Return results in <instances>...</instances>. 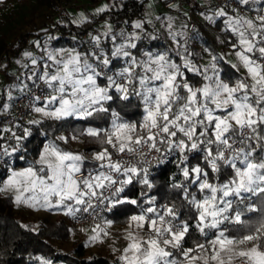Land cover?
I'll list each match as a JSON object with an SVG mask.
<instances>
[{
    "label": "snow or ice",
    "instance_id": "snow-or-ice-1",
    "mask_svg": "<svg viewBox=\"0 0 264 264\" xmlns=\"http://www.w3.org/2000/svg\"><path fill=\"white\" fill-rule=\"evenodd\" d=\"M115 6L104 4L94 15ZM200 15L210 25L219 23L227 37L217 39L235 57L229 62L235 77L222 75L228 54L205 47L210 59L199 64L189 48L188 24L177 29L168 15L155 17L172 45L163 50L144 46L160 39L147 30L152 20L132 21L131 31L118 32L105 22L103 31L88 33V41L70 50H49L46 43L34 41L42 55L23 52L28 62L16 61L24 72L6 97L15 99L14 90L27 95L28 107L41 119L29 120L27 127L19 122L0 126V194L7 193L18 208L55 209L74 219L99 217L85 246L111 235L113 221L102 212L135 205L139 212L123 230L125 246L112 247L113 254L120 253L114 264H264V0H222ZM73 23L91 20L81 13ZM84 44L86 50L80 51ZM34 89L40 94L32 95ZM133 100L142 110L139 120H127L112 107L116 101L127 106ZM102 116L107 126H95L93 121ZM70 120L87 126L54 139L41 131L43 146L28 159L26 141L33 127L45 121L62 126ZM85 137L99 145L90 160L64 147ZM173 154L182 179L173 176L171 187L181 203L158 204L149 195L154 187L150 166ZM190 155L201 162L192 165ZM134 184L146 189L136 199L126 193ZM185 208L192 214L187 218L182 216ZM249 213H258V219L251 222ZM193 228L204 241L185 247Z\"/></svg>",
    "mask_w": 264,
    "mask_h": 264
},
{
    "label": "trees",
    "instance_id": "trees-1",
    "mask_svg": "<svg viewBox=\"0 0 264 264\" xmlns=\"http://www.w3.org/2000/svg\"><path fill=\"white\" fill-rule=\"evenodd\" d=\"M47 0H41L44 2ZM51 6L57 5V0H48ZM100 1V0H95ZM167 0H163V5ZM110 4L116 5L111 8L109 11L100 14L99 16H94L91 20V23L77 25L74 24L71 19L66 21H61V17L57 16L58 19L55 21V30L59 32L55 36L52 34V37L55 39L50 40V46L52 47H76L78 42L88 41L89 38H83L84 35L88 33H97L103 31L101 28L103 25L102 21L108 20L114 31H119L122 28H128L132 21L136 20H149V4L148 0H111ZM185 8H168L175 9L177 13L170 12L167 15L176 17H181L184 21H189V12L194 10L198 13L206 12L208 9L207 5H203L199 0H185ZM181 6V5H178ZM162 13L159 16H164ZM128 21V24L124 22ZM101 24V25H100ZM159 25V26H157ZM147 30L150 33L158 34L160 39L153 42H144V46L149 49L163 50L165 47H172L171 43L166 37V33L161 29V24L158 21L153 24L147 25ZM218 28V34L213 38L208 35V33L202 28L201 25H197L195 28L198 35L193 34V31H189V37H192L189 42L190 50L195 54L197 62L201 65L204 64V60H209L210 57L207 53L204 52V48L207 47L211 49L215 54L221 55L224 54L223 50L228 49L226 43H221L220 40H227V37L220 32L219 23L216 24ZM46 35L43 34L39 38L44 40ZM51 36V34H50ZM220 37V40L217 39ZM75 38V39H74ZM33 43V42H32ZM87 48V44H84L79 50L84 51ZM14 49L8 48L0 40V53L7 51L8 54L16 56ZM12 52V53H11ZM119 67L117 63L114 65ZM222 75L224 77H235V71L230 67V63L225 61L221 65ZM194 82L198 78H193ZM31 87V82H29ZM12 103L14 100H11ZM6 103V97L0 91V105ZM112 107L118 111H121V115L127 119L136 121L141 118L142 110L139 107V102L133 100L131 104H125V102L116 101L112 103ZM2 109V108H0ZM7 114L0 115V126H4L5 119ZM93 124L98 127H106L107 121L103 116L95 121ZM25 127L28 126V122L24 123ZM87 126L85 121H76L70 120L64 123L62 126L57 125L53 121H45L43 125L35 126L32 128V136L29 138L27 143L28 159L34 158L39 150L43 146L45 137L41 135V131H47L49 139H54L58 135H70L74 131H77L83 127ZM19 134V131H18ZM83 144L80 150H75L74 152H79L92 155V152L99 149V145L92 141L90 138H82ZM68 150H71V147L64 145ZM73 152V151H72ZM190 162L192 165L200 163L199 157L193 158L192 155L189 156ZM90 160V159H88ZM178 156H173L169 161H165L163 164L152 165L150 166V179L152 180L154 187L149 191V195L155 197L158 204L169 203L175 200L177 203H181L179 193L177 190L171 187L172 177H179L178 169ZM17 166H23V162L17 160ZM86 167H91L90 164L86 162ZM223 178V177H222ZM194 190V189H193ZM146 191L142 185L134 184L126 188V193L129 198H139L140 193ZM123 195V194H122ZM15 205L9 199L8 194H0V264H37L35 257H43L53 261V264H114V260L103 254L98 253H87L85 241L76 240L74 246L70 251H63L60 247L57 246L55 240L57 239H67L70 236L71 225L64 219L60 218L58 221L50 222L46 219H40L37 222L25 221L23 218L19 217L15 213ZM139 212V209L135 205L121 204L117 205L112 209L111 212L106 211L102 216L113 221V224H127L128 218ZM192 215L188 210L182 209V216L184 218ZM248 217L251 218V222H254L258 219V213H249ZM72 218V217H71ZM190 223L194 221L190 220ZM20 224L29 225L30 228L36 229L35 231H28L20 227ZM190 236L186 237L185 247H192L195 242H203L204 238L197 232L194 228L190 229Z\"/></svg>",
    "mask_w": 264,
    "mask_h": 264
},
{
    "label": "rangeland",
    "instance_id": "rangeland-1",
    "mask_svg": "<svg viewBox=\"0 0 264 264\" xmlns=\"http://www.w3.org/2000/svg\"><path fill=\"white\" fill-rule=\"evenodd\" d=\"M162 2L163 0H148L149 20H152L155 23H157L158 21L155 20V17L159 16L160 14L164 13L165 15H167L170 12L177 13L175 9L171 10L165 8ZM110 3L111 0H100L98 2L95 0H57V5L51 6L48 0L44 2H41V0H0V40L8 48L14 49L13 51L17 52L16 55L18 56L24 51H32L34 50V48H36L35 46L33 48L29 43V37H35V36L40 37L41 35L46 33H50L52 37V34L54 36L53 32H55V36L59 34V32L55 30V24H56L55 17L60 16L62 18L61 21L64 22L66 21V18L70 19L67 17L68 14L75 13L78 19H80V16L78 15L80 11L81 13H84L85 16L93 19V17L95 16L94 12L98 7ZM184 3L185 0H183L181 6L178 7L182 10L183 8H185L184 9L185 11L187 10L188 6L185 7ZM201 3L204 5V1ZM196 19H199V21ZM75 21H77V19H75ZM189 21H195L196 27L197 25L198 26L201 25L202 28L212 38L218 34L219 30L216 27V25H210L207 21L203 19L200 13L194 10H190L189 12ZM189 21L187 20L184 21L183 19H181V17L177 16L175 27L178 29L180 25L183 23H187L189 26ZM105 22L111 24L108 20L102 21L101 24L104 25ZM42 29H46L47 31L46 32L42 31ZM127 29L129 31L132 30L130 26H128ZM161 29L164 31L162 27ZM47 36L48 35L44 37V40L38 39V41L41 42L42 46H44L46 43L49 50L72 49L71 47L56 48L50 46V40L48 39ZM166 37H167V33H166ZM83 38H89L88 34L84 35ZM37 50L41 51L40 49ZM223 53L228 54L226 56L227 62H235V57L230 53L229 48L223 50ZM9 56H10V63L8 67H10L14 62L13 67L15 66L16 69L20 68L21 64L16 63L17 60H14L15 56H13L12 54H9ZM37 56H41V55H37ZM208 61L209 60L205 59L204 64H207ZM7 68L0 70L1 72L0 89L3 88L1 90L2 93L5 95V97H6V90L9 89L11 85L18 83V81L15 80L13 84H8L4 80V76L6 75ZM23 72L24 71L22 70L21 74ZM16 92L17 91L14 90L12 95L16 96ZM6 103L9 104L10 105L9 108H11L12 103L7 99V97H6ZM8 109L7 110L0 109V115L6 114ZM36 117L38 116L35 115L33 119H41V117L39 118ZM82 144H83L82 140L70 141L69 146L71 147V150L74 152L75 150H80L82 148ZM84 155L88 159H91V156L87 154ZM25 195L27 196L29 194H25ZM14 211L19 217L23 218L27 222L28 221L37 222L40 219H46L50 222H55L58 221L60 218H64L71 225L70 236L67 239L55 240L57 246L60 247L63 251H70L73 248L74 242L76 240H84L85 243L88 242V237L92 234L91 228L93 226H82V227L76 226L73 223L71 216L64 215L63 212L57 211L55 209L51 211L43 210V209L33 210V209H29L26 206H21L19 208L15 206ZM126 226L127 224L125 225L113 224L111 228L108 229L111 235L108 237H104L103 243L95 242V243H91L89 246H86L87 253L89 254L98 253V254L107 255L115 261V258L119 256L120 253L116 252L115 254H113L112 247L115 246L117 248L122 249L125 246L126 241L123 239V230ZM81 229H88V231H81ZM114 240H115V245H113Z\"/></svg>",
    "mask_w": 264,
    "mask_h": 264
},
{
    "label": "built area",
    "instance_id": "built-area-1",
    "mask_svg": "<svg viewBox=\"0 0 264 264\" xmlns=\"http://www.w3.org/2000/svg\"><path fill=\"white\" fill-rule=\"evenodd\" d=\"M183 0H169L165 3V8H172L174 5H181ZM222 3V0H210V3L208 4V8L210 6H215L216 4ZM103 27V26H102ZM196 27V22L195 21H189V31H191L193 28ZM86 37V36H85ZM10 63V56L7 51H3L0 53V65H6L8 67ZM6 67V68H7ZM5 68H2L0 70H3ZM1 76V72H0ZM40 92L38 89H34L32 95H39ZM29 105V97L27 95H22L21 93L18 95L14 103L12 104L9 113L6 115L5 119V124L4 126H11L14 122H19L22 126L24 123L28 122L29 120H32L33 117L36 115V113L32 112L30 108L28 107ZM175 154L170 155L168 157L169 161ZM152 165H156L155 162H153ZM151 165V166H152ZM77 179H80L81 176H77ZM106 211L101 213V216L105 213ZM79 215V214H78ZM73 223L76 226L82 227V226H94L95 223L100 222V218L97 217L95 220L90 217L86 216L85 218L81 219H74L71 218ZM113 225V224H112Z\"/></svg>",
    "mask_w": 264,
    "mask_h": 264
},
{
    "label": "crops",
    "instance_id": "crops-1",
    "mask_svg": "<svg viewBox=\"0 0 264 264\" xmlns=\"http://www.w3.org/2000/svg\"><path fill=\"white\" fill-rule=\"evenodd\" d=\"M204 1V5H207L208 6V4L210 3V0H207V1H205V0H199V2H203ZM68 14V13H67ZM80 14H81V12L79 11V16H80ZM68 18H70L71 19V21L73 22V21H75V19H77V20H79L78 19V17L75 15V13H71V14H68V16H67ZM58 19V17H55V21ZM196 20H198L199 21V19H196ZM45 35H48L47 37H49L50 36V33H46ZM38 39H40L39 37H37V36H35V37H29V43L31 44V46L34 48V44L32 43V42H34V41H37ZM43 43V42H42ZM30 52H32L35 56H37V55H42V52L41 51H39V50H37L36 48H34V50H32V51H30ZM36 52V53H35ZM224 54H226V53H224ZM14 60H19V61H21V64H24V63H27L28 61H27V58H25L24 56H23V53H21V54H19L18 56L16 55L15 56V58H14ZM13 60V61H14ZM12 61V62H13ZM13 65H14V62L12 63V65L10 66V67H8L7 68V71H6V75L4 76V80L8 83V84H13L14 83V81L16 80V77L17 76H21L22 74H21V71L23 70L24 71V69L20 66V68H18V69H16L15 68V66L13 67ZM1 89H3V88H1ZM0 89V91H2ZM20 94V92L19 91H17L16 92V96L15 95H13V97H18V95ZM15 98V99H16ZM15 99H13L14 101H15ZM11 103H12V101H11ZM14 103V102H13ZM12 103V104H13ZM9 111H10V108L8 109V111H7V113L6 114H8L9 113ZM38 117H36V118H39L40 116L38 115V114H36Z\"/></svg>",
    "mask_w": 264,
    "mask_h": 264
}]
</instances>
